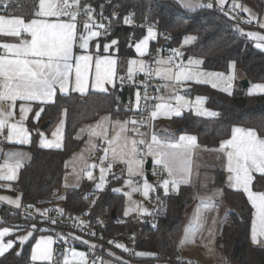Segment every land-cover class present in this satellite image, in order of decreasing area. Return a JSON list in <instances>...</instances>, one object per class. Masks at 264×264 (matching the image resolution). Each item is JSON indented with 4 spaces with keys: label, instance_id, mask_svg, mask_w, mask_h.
<instances>
[{
    "label": "trees",
    "instance_id": "16d2710c",
    "mask_svg": "<svg viewBox=\"0 0 264 264\" xmlns=\"http://www.w3.org/2000/svg\"><path fill=\"white\" fill-rule=\"evenodd\" d=\"M20 1H24V5L17 9L15 14L23 15L26 19L32 18L37 0ZM240 1H252L260 11L264 9V0ZM115 3L119 7L117 21L125 23V19H130V24L142 26L137 28L117 26L112 29L110 35L103 38V40L118 38L120 74L124 73L128 61L136 56L135 44L143 37L148 27L154 26L160 32L172 33L171 46L174 48L182 45L186 35L194 34L195 41L184 47L185 56L203 58V68L228 72L234 62L250 81L264 82V51L258 49L253 40L243 39L236 34L235 22L221 9L213 6L190 11L183 8L177 0H116ZM131 35L134 39L130 41ZM187 92L193 96L206 97V105L221 113L219 117L207 118L186 111L173 119L180 132L195 134L199 143L206 148H217L222 140L231 136L235 125L254 129L258 135L264 137V94L248 95L240 84L231 92H226L209 84L197 82L190 84ZM133 93V89L120 87L119 83L109 92L89 91L86 94L72 92L68 95L58 93L55 103L45 105L41 123L49 121L44 129L49 131L66 109L62 148H44L39 145L42 131L33 121L32 113L28 120L32 130V143L29 146L32 160L23 167L16 182L20 185L18 190L21 192L22 203L42 201L45 207L86 214V220L95 228V232L103 233L110 238H121L125 231L132 230L134 228L132 216L124 215L125 194L112 190L114 184L121 182L122 179L110 176L106 189L98 192L95 190L96 179L85 178L78 186H66L64 176L68 158L84 146L85 137L78 134L81 124L94 121L105 112L120 117L132 113L140 116L137 111L130 113L125 110L126 99ZM213 174L212 186L222 187L225 200L236 210L230 214L218 234L217 249L220 257L230 264H264V246L256 247L250 244L253 208L246 193L225 185V173L222 168L215 169ZM254 177L253 190L264 191V178L258 173ZM153 198L156 210L150 215L157 218V223L145 225L138 240L140 252L152 255L141 258L140 262L167 261L162 257L169 256L171 259L168 262L173 264H196L183 260L178 246L188 208L195 199V188L192 185H181L177 191H168L167 194L158 188ZM7 210L8 205H0V226H17L20 230L31 228L34 234L22 246L21 252L18 251V245L2 255L0 264H48L33 262L30 258L37 237L47 233L40 229L42 224ZM100 214L104 219L103 223ZM113 215H117V219L129 218V221L119 223L117 219H113ZM33 225L35 227H32ZM103 253L102 249L101 255ZM158 253L161 254L160 258L155 257Z\"/></svg>",
    "mask_w": 264,
    "mask_h": 264
},
{
    "label": "snow or ice",
    "instance_id": "6c2138e0",
    "mask_svg": "<svg viewBox=\"0 0 264 264\" xmlns=\"http://www.w3.org/2000/svg\"><path fill=\"white\" fill-rule=\"evenodd\" d=\"M221 8L227 4V0H218ZM182 4L185 8L195 10V7H206L212 8L214 5L212 3L208 4H196L193 5L190 2H185L182 0ZM9 4L7 0H0V8L7 9ZM75 8V11L72 9ZM232 9H239L241 12L249 13V19L245 22L252 23L253 17L251 10L244 5L233 0ZM83 12L84 15L88 16V21L85 22L84 28L88 32V36H79L81 41L80 47L82 49H87L89 40L92 37L99 36V31H92L93 27L104 28L103 24L95 25L93 23V12L94 9L91 5H84L81 7V0H39V10L35 12V17L30 21H25L22 17L16 16H5L0 15V36L16 37L20 38L24 35L30 36V39H21L19 43H7L0 42V103L7 104V110L0 109V135H3L5 129H7L6 140L9 142H16L19 144L29 143V132L24 126V121L27 118L29 112H31L30 107L24 106L23 103L19 106L20 119L17 122H11L12 118L16 115L17 102H30L36 101L43 104L55 103V96L57 92L66 93L69 90L70 85V74L73 70V45L77 39V19L78 16ZM225 15H230V13H225ZM67 16L69 19L67 22L62 21L60 18ZM48 17H56V21L53 22ZM236 19L235 16L231 17ZM130 19H125V23H130ZM264 28V24L260 25ZM243 34V33H242ZM247 35L259 42L256 43L257 48L264 49V36L247 33ZM156 32L152 29H148L147 36L138 44L135 45L136 51L141 55H145V49L147 48L148 41L150 39H155ZM195 37H185L184 43L188 44ZM118 41H111L112 45L117 44ZM107 50V47H106ZM175 51V50H174ZM176 56H180L181 53L175 52ZM93 58L90 55H80L75 57V91L84 93L88 90V74L92 65ZM136 60L130 61L131 65H137ZM158 64L171 63V61H157ZM200 63V61H196ZM116 64L115 59L104 58L103 60L97 59L95 61V82L91 87L98 89L101 92H107V88L104 87L106 84H113L116 77ZM234 67V65H233ZM176 71L173 72L172 68L157 69L156 75L161 78L173 79L177 82L189 81L193 79V74L181 68L179 64L175 65ZM139 71H144L143 61L139 62ZM133 73V68L128 69V78H131ZM151 75V72L147 73ZM170 74V75H169ZM207 77H219L222 74L217 73H204L198 74ZM123 79V78H121ZM229 80L232 77L228 78ZM198 83L211 82L210 80H200L197 79ZM216 83H212V87H216ZM255 89L260 92H264V85H255ZM228 91V89H223ZM146 98V97H145ZM177 107L173 108L171 105L158 104L156 105L155 111L151 112V118L155 119L159 115L160 109H167L171 111L174 115H181L180 109L184 107V97L177 96ZM141 100L140 93H136V107L139 109V102ZM198 104L203 103L201 97L196 98ZM43 111V109H40ZM198 115H208L216 116L217 113L204 110L203 112L197 111ZM36 118H39L40 112L36 114ZM66 115V110H65ZM107 119V118H106ZM132 123L137 124L135 120L126 121L121 124V131H127L126 124ZM63 126V121L61 122V128ZM97 128L100 127L98 124ZM61 128L57 129V132L53 133L57 137L55 142L44 141L42 139L41 146L43 147H56L60 148L61 143L59 142L61 137ZM135 130V129H134ZM96 133L94 132L93 135ZM119 135L111 140H108V145L114 143V141L119 140ZM152 144L158 147L154 150L152 144L148 145V155H154L157 157L156 163L162 165L164 170L167 171L169 177H173L175 172L185 171L187 165L185 164L184 155L176 151H170L174 149L184 148L189 149L195 145L196 137L194 136H180L179 141L176 143L164 142L158 139L157 134L153 132L151 136ZM145 144L146 141H137L133 139L131 144L133 148L131 150V155L134 157L137 150L135 145ZM221 150H226L227 157V171L232 174L229 176V181L231 186L236 190L242 189L248 195L249 201L252 203L253 207L256 208V214L259 219V231L257 230L256 223L254 221L252 228V240L254 243H259V237H264V193H255L251 190V184L255 179L253 173H258L261 178H264V139H261L255 130L243 128L233 129V134L231 139L225 140L221 143ZM109 148H105V156L101 158V163L107 159V153ZM113 160L120 158L121 162L128 165L129 173L133 172V165L142 167V160L135 159H123V154L118 157L115 148H111ZM10 157H21L22 153H9ZM111 164H108V169H111ZM2 167L9 170V174L6 176H0V179L15 180L16 179V169L20 167V161L17 160L15 164L5 163ZM86 167H88L86 165ZM91 167H96L92 165ZM101 183L96 185L97 190H103L104 187V172L105 168L101 167ZM87 177L92 180V171H87ZM183 180V177H181ZM130 183V182H129ZM171 183L172 186H176L178 181L176 179L168 180L164 179L162 181L161 187L164 188L165 194H167L168 186ZM153 185L145 181L143 186V195L145 197L149 196V192L153 191ZM114 192H119L120 189H113ZM133 191H139V189H133ZM125 195H129L126 193ZM0 200H8V203L15 204L16 207H20L18 200H9L6 197H0ZM31 207V206H30ZM207 207V205H205ZM61 214L63 210H59ZM147 212V209H144ZM127 215V212L125 213ZM43 215V213H42ZM56 223V221H52ZM82 223V222H81ZM32 227H35L34 225ZM187 233V230H186ZM10 234L9 229L4 228L0 230V256L4 255L5 252L14 247L12 241L3 242V238ZM95 235V233H92ZM32 235L28 232L27 235L20 237V243L23 244ZM187 238V235H186ZM87 243V241H84ZM52 243L51 238L43 241L44 249H41V244L36 245V250L33 251L32 260H51V252L48 245ZM109 243H112L109 241ZM92 247H95L93 245ZM115 247L121 248L124 251L128 249L122 244H115ZM19 254V253H17ZM111 255V253H110ZM136 255H152L151 253H136ZM73 256H79L81 264H85V254L75 253ZM64 264H69L67 259L64 260Z\"/></svg>",
    "mask_w": 264,
    "mask_h": 264
},
{
    "label": "crops",
    "instance_id": "0c3cea01",
    "mask_svg": "<svg viewBox=\"0 0 264 264\" xmlns=\"http://www.w3.org/2000/svg\"><path fill=\"white\" fill-rule=\"evenodd\" d=\"M177 1L180 3V5L183 8H185L182 4V0H177ZM214 1L217 4H219L218 0H214ZM230 1H232V0H227V3ZM185 2H190L193 5L204 4L203 0H185ZM237 2L244 5V6H245V4H247L246 7L251 10L253 17H257V19L252 20V23H249L248 33H254V34L264 36V28L260 27L261 24H264V9L261 11L257 10V9L255 10L254 8L256 5L253 4L252 1L241 2L240 0H237ZM199 8H201V7H195V10H197ZM185 9L190 10V11H194V10H191L189 8H185ZM38 10H39V2L37 0L36 11H38ZM2 15L22 17L23 19H25V21H30L31 19L36 18L34 15L32 18L26 19L23 15L15 14V13L14 14H2ZM244 15H245L246 19L248 20L249 14L247 12H244ZM46 19H49V20L55 22L57 18L56 17H48ZM60 19L64 22H67L66 20H63L62 17ZM149 28H152L156 32V37H155V39H150L148 41L147 48L145 49V55L141 56L136 51V48H135L136 56L131 58L128 61L127 68L125 69L124 73L120 74L119 58L117 55L118 43L115 45L111 44V41H113V40L118 41V38H113L111 40H103L102 37H98V36L92 37L89 40L88 48L82 49L80 47L81 41L79 40V36L83 35V36L87 37L88 32L84 29H81L80 25L77 24V39L73 45V57H74V59H73V61H71V63L73 64V70H72V73L70 74L69 90L66 93H61V94L68 95L72 92H77V91H75V57H77V56L90 55L93 58L92 65H91V68H90V71L88 74L89 88L84 93L78 92L80 94H86L89 91L101 92L98 89L91 87V85L95 82V61L97 59L103 60L104 58H110V59H115L117 61V64L115 66L116 67V77L114 79V83L104 85V87H106L108 89L107 92H109L111 89H113L117 85L121 76L128 75V69L130 67H134V65L130 64V61H132V60H136L137 62L143 61L144 66H145L146 59H147L148 54L151 50L152 44L154 43V41L156 40V38L158 36L157 28L154 26H151V27H148L146 29L145 34L143 35V37H141L140 40H143L147 36ZM92 31H96V30L92 29ZM21 39H30V36L24 35L20 38L0 36V42H7V43H19L21 41ZM248 39L253 40L254 45H256V43L259 42L257 40L250 38V37ZM106 47H107V50H106ZM258 49H261V48H258ZM261 50L264 51V49H261ZM164 57H167V56H160L157 61H163V60L165 61L166 59ZM188 58L189 57H187V59ZM167 59L169 61L168 57H167ZM164 64L166 65V63H164ZM161 65L162 64L157 63V69ZM167 65L171 66L170 63H167ZM137 66L139 67V63H137ZM137 66H136V68H138ZM236 71H237V74H236L235 79H234V85H233L231 90H228L226 92H231L234 88H236L237 84H240L239 81L241 79L248 78L241 69L237 68ZM159 78L163 83V90H162V93L159 97V104L171 105V107H173V108L177 107V99L176 98L179 95H176V94L174 95V93L172 91V86L169 84L171 82L167 81V78H161V77H159ZM193 82L194 81H187V83H185V86H184V88H186V90L182 91V93H179L180 96L184 97V101L182 102V103H184V107H182L180 109L181 115L186 111H192L194 114L198 115L197 114L198 110L201 112H203L204 110H207V111L215 112V113H217V115L214 117L208 116V115H199V116L207 117V118L219 117L221 115L220 111L212 109L206 105V97L201 96V95H194L193 96L187 92L188 87ZM249 82H250L249 86L247 88H245L248 95L264 94V92H260L258 89L254 88L255 85H264V82L254 83L250 80H249ZM218 89H220V88H218ZM220 90H223V89H220ZM58 93H60V92L58 91L57 94ZM197 97H201L203 99V103L198 104L196 102ZM21 103H23L24 106L31 108V112L28 113L27 118L24 121V126L28 129V132H29V143L19 144V143H16L14 141L13 142L7 141L6 140L7 129H5L3 135H0V176H6L9 174V170L7 168L2 167L3 165H5L6 162L9 164H15V162L17 160L20 161V167L16 169V179L15 180L0 179V197H6L9 200H12V197H15V193L17 192V188L15 187V183L18 181L21 170L23 169V167L26 164H28L32 160V152L29 149V146L32 143V130L28 125V120H29L31 114L32 113L34 114L33 121L36 123L37 128L42 131L41 136L39 138V145L40 146H41L42 139L44 141H51V142L56 141L57 137H55L53 135V133L57 132L58 128H61V122L62 121H63V126L61 128V133L59 134L61 137V139L59 141L61 143L60 148H62L63 144H64V134H65L66 118H67V111H66V115H65L66 109L63 110L61 118L56 123V125L54 127H52L49 131L43 133L44 130L41 129V125L43 124V123H41V116H42V113L44 111V107L46 104L36 102V101H30V102H19L18 101L17 102L16 115L12 118L11 122L19 121V119H20L19 106ZM0 109L7 110V108H1V107H0ZM40 109H43V111H40ZM155 110H157V109H155ZM38 111L40 112V115H39V118L37 119L35 114ZM175 116L176 115H174L171 111H169L167 109H160L158 117L155 119H152L153 127L151 128V130L149 132H147L145 129L142 128V124L144 123V121L141 119L140 116H138L136 114L132 113V114H129L125 117H120V116H113L111 113L105 112L102 115H100V117L98 119H96L94 121H87V122L82 123L80 128H79L78 134L80 137L81 136L85 137L86 143L88 141H91L92 139H94V141H97V140L100 141V143L104 144L106 148L108 147L109 148L108 158H111V159L113 158L111 148H115L117 151V154L118 153L128 154L127 149H128L129 144L131 143V141L133 139H135L137 141H140V140L147 141V149H148V145L152 144L151 136H152L153 132H155L157 134L158 139H160L161 141L172 142V143L178 142L180 136H194V137H196L195 145L189 149H184V148H179V149H174V150L169 149L170 151H176V152L184 155V160H185V164L187 165V169L185 171H182V172L181 171L175 172L173 177H169V175H167L165 178L168 180L176 179L178 181V184L175 187L172 186L170 183L168 186V191H177L178 187L181 185H192L195 188V199L187 211V217H186V221H185V225H187L186 230H187L189 225L194 227V224L196 222H197V224L195 225L196 227L193 228L194 234L190 240V244H189V246L187 245L188 247L185 250L187 255L184 254L185 252H184L183 245H182L183 232L186 233V230H184L185 228H183V232H182V235L180 237L179 244H178L179 251H180V257L183 260L195 262L196 264H198V263L199 264H230L227 261H225L224 258L220 257V255H219V252L217 249V237L221 231L223 224L229 219L230 214L236 210H235L234 206H232L230 203H228L225 200L224 194H223V188L220 186H212V183H214L213 171L217 168H223V171L225 173V176H224L225 185L230 187V188H233L231 186V182L228 179L229 178L228 176L230 175V173L227 171L226 150H221V143L225 140L231 139L233 131H232L231 136L222 140L220 145L217 148L208 149L204 145L199 143L198 138L195 134L180 132L179 127L175 126L173 123V119ZM132 120H135L138 123L135 125L132 123H127L126 124L127 131H121V124H123L126 121H132ZM98 124L100 125L99 128L96 127ZM235 128H243L245 130L251 129V128H246V127L241 126V125H235L233 129H235ZM252 130H254V129H252ZM94 132L96 133L95 135H93ZM126 132L128 133V135L131 138L124 137ZM117 135H119V137H120L119 140L114 141V143L111 145V147H109L108 140L113 139ZM257 135H258V133H257ZM258 136L261 139H264V137H262L260 135H258ZM125 144H127V145H125ZM41 147H43V146H41ZM135 147H136V150L138 151V149H139L138 143L135 145ZM157 147H158L157 145L152 144V148L154 150ZM44 148H49V147H44ZM51 148H56V147H51ZM83 148L84 147H82L81 150ZM132 148H133V145H132ZM76 152H78V151H76ZM76 152H74V153H76ZM202 152L203 153L207 152L206 158L204 157V154L202 155V157L200 156V153H202ZM9 153H22L23 156H21V157H10ZM135 156L138 157L137 152H136ZM149 158H152L153 163L156 164V159H157L156 156L147 154V161ZM200 158L203 159V162L205 161L202 164V166H204V167L201 170L202 172L195 176V173L198 171V169L196 168V161H197V159H200ZM136 160L137 161L142 160L143 165H142V167H138L137 165L134 164V166H136L137 170H136V172H134L132 174L133 176L135 174H141L143 169L146 167V163H147V161L145 163V160H143L140 157L136 158ZM119 161H121V160H115V162H117L118 164L120 163ZM108 162L112 163L111 160H108ZM121 163L123 164V162H121ZM139 169H141V172L139 171ZM255 174H257V173L254 172L253 175L255 176ZM181 177H183V180H181ZM128 180H129L128 182H130L129 187L131 186L134 189L139 184L133 179V177L129 176ZM121 181H124V179L122 178ZM132 184H133V186H132ZM161 184H162V181H160L159 183H157V185H155L153 187L154 190L151 191V198H150V201L148 202V204L144 205V200L141 198L142 196L138 195L136 210H132L130 208V210H127V215H126L125 214L126 210L124 209V215L126 217L127 216L133 217V216H137V215H150V214H152L156 210L155 206H154L155 203H154V198H153L154 193L158 190V188H161L163 193H165V190L163 187H161ZM139 186H142V187H140L139 191L142 190L141 192H143L144 183L139 185ZM233 189H235V188H233ZM240 190H242V189H240ZM251 190L255 193H264V191H262V192L254 191L252 188V184H251ZM168 191H167V193H168ZM246 195H247V193H246ZM125 197H126V201H127V196L125 195ZM247 197H248V195H247ZM216 200L218 202H216ZM0 203H4L5 205H8V206H12V205L15 206V204L8 203V200H0ZM20 203L22 204V200ZM213 203H215V204H213ZM125 205H126V203H125ZM205 205H207V207H205ZM215 205L217 206V208L215 207ZM251 206L253 208V212H252V224H251V230H250V244L252 246H256V247H258V246L262 247V246H264V237L258 236V240L260 241L259 243H254L252 240V228H253L254 221L256 223V227H257L258 231H259L260 225H259V219H258L257 214H256V208L253 207L252 203H251ZM131 207H133V205ZM144 209H147V212H145ZM150 216H152V215H150ZM205 224H207V225H205ZM4 228L9 229L10 234L3 238V242L6 243L9 240L12 241L13 245H14L13 248H15L16 246L19 245L18 246L19 252H21L22 246L24 244H26L34 234L33 229L20 230V228L17 226H11V225L0 226V230H3ZM28 232H31L32 235L28 238V240L26 242L21 244L19 238L24 236V235H27ZM201 233H214V235H213L214 252H213L212 257L211 258L209 257V259H207V260L204 256V252H205L204 241L200 239V237H203L201 235ZM48 238H51V240H52V243L50 245H48V248H49V250L51 252V256H52L53 249H54L53 238L49 233H42L37 237L36 242L34 243V245L32 247V251H31V255H30L31 260H32L33 251L36 250V245L38 243L41 244V249L39 251H43L44 246H45L43 244V241H46ZM119 240H120L119 243H122L121 242L122 237L119 238ZM87 243H89V241ZM12 249L7 250L5 253H7L8 251H10ZM103 250H104L103 254L105 256H107V254L113 253V254H116L117 257L119 256V258L121 259V253L118 250L108 248L107 246L104 247ZM200 250H203V254H200L199 259L194 257L192 254L188 253V252L200 251ZM139 253H142V252H139ZM149 256L151 257V255H144V256H141V258L149 257ZM100 260H101V258H100ZM49 261L50 260L38 259V260H35L33 262H37V263H46L47 262V263H49ZM140 264H173V263L168 262V261H158L157 260L155 262H152L150 260H147V261L140 262Z\"/></svg>",
    "mask_w": 264,
    "mask_h": 264
},
{
    "label": "built area",
    "instance_id": "2783aa9c",
    "mask_svg": "<svg viewBox=\"0 0 264 264\" xmlns=\"http://www.w3.org/2000/svg\"><path fill=\"white\" fill-rule=\"evenodd\" d=\"M116 0H81V7L84 5H91L94 9L93 12V23L95 25L103 24L104 28L93 27L92 29L99 31L100 35L98 37H107L112 32V29L117 26H130L137 28L140 25L122 23L117 21L119 16V7L115 3ZM9 7L7 9L0 8V14H14L17 9H20L24 5V1L20 0H7ZM204 4L212 3L215 7L221 9L224 13H230L227 15L232 21L236 24V34H238L243 39H248L249 36L248 28L249 23L247 21L244 12H241L239 9L233 10L232 3L233 0L228 2L223 8L217 4L214 0H203ZM76 9L73 8L72 11ZM235 16L236 19L231 17ZM63 20L68 21V17H62ZM88 21V16L84 15L83 12L78 16L77 24L80 25L81 29H84L85 22ZM142 27V26H140ZM145 27V26H143ZM146 28V27H145ZM158 36L151 47V50L146 59L144 66V71L141 72L136 68L133 72V76L128 78V75L121 76L119 79L120 87H128L133 89V94H130L126 99L125 110L127 112H139L141 119L144 121L142 128L147 132L153 127V121L151 118V112L156 109V105L159 104V97L163 90V83L160 78L155 74L157 70V60L160 56H167L170 65L175 66L178 62L182 60L181 56H176V48L171 46L172 33L160 32L157 28ZM243 33V34H242ZM133 36H129V40H133ZM175 50V51H174ZM151 72V75L147 73ZM123 78V79H121ZM139 92L141 100L139 102V109L136 107V93ZM146 97V98H145ZM1 108H7V104L0 103ZM138 157L147 161V141L145 144L138 143ZM148 170L146 167L143 169L141 174H135L133 179L139 183L143 184L144 180L147 179L146 175ZM150 173L153 176V181L160 182L164 179L168 173L164 170L162 165L152 164ZM17 189L20 188L18 183L15 184ZM216 202H218L216 200ZM4 205V203H0ZM31 206V207H30ZM48 208V210H46ZM60 208L52 209L50 207H45L42 201H37L35 203H22L20 207L13 208L8 206L7 212L19 213L22 217L26 219H31L32 221H39L42 224L40 228L42 231L49 233L53 238V254L52 258L48 264H62V256L64 252L69 248H74L78 246H86L88 250V260L90 262H97L101 257V250L104 247L112 248L118 250L121 253L120 264H140L141 256L136 255L139 253V234L143 227L147 224L155 225L157 223V218L150 215H137L131 218L134 228L132 230L125 231L122 234V244L128 249L124 251L115 247V244L119 243V238L107 237L103 233H96L95 228L88 224V221H84V214L74 213L72 211H63ZM43 213V215H42ZM102 223L104 219L102 214H100ZM56 223H52V221ZM119 223H128L129 218H120L117 219ZM82 222V223H81ZM92 233H95L93 235ZM84 241H96L99 245L96 248H91ZM111 241L112 243H109ZM155 257H161V254L158 253ZM167 261H170L171 257L165 256L162 257Z\"/></svg>",
    "mask_w": 264,
    "mask_h": 264
},
{
    "label": "rangeland",
    "instance_id": "374dc122",
    "mask_svg": "<svg viewBox=\"0 0 264 264\" xmlns=\"http://www.w3.org/2000/svg\"><path fill=\"white\" fill-rule=\"evenodd\" d=\"M39 2V0H38ZM254 4V3H253ZM247 6V4H245V7ZM255 10H260L259 7L256 5ZM256 12V11H255ZM252 13V12H251ZM249 14V13H248ZM253 16V15H252ZM249 18V17H248ZM195 37L194 34H189L186 35L185 37ZM184 37V39H185ZM196 38V37H195ZM142 40H139L136 44L140 43ZM194 40H192L190 43L194 42ZM188 43V44H190ZM188 44L183 43L182 45L176 47V51L181 53V58L182 60L180 62H178L177 64H179L181 66V68L186 69L188 71H190L193 74V79L189 80V81H194L196 82L197 79L200 80H210L211 82H207L206 84H209L212 86V83H216V87L220 88V89H228L231 90L233 85H234V79L235 76L237 74V67L235 65L234 62H232L231 66H230V70L228 72H219V71H212V70H207L205 68H203L202 64H203V58L198 57V56H193L190 55L189 58L187 60L184 61V57H185V49L184 47ZM136 48V47H135ZM166 60L168 61L167 57H164ZM164 61V60H163ZM196 61H200V63H196ZM139 63V62H138ZM234 65V67H233ZM137 65H134L133 68V72L135 70ZM138 67V66H137ZM139 68V67H138ZM159 69H165V68H172L173 72L176 71L175 66H169L165 64H162L161 66L158 67ZM204 73H217V74H222V76L219 77H207L204 75H198V74H204ZM170 75V74H169ZM133 76V73H132ZM232 77L231 80H229L228 78ZM167 81L171 82L169 83L172 86V91L174 93V95H179V93H182V91L186 90V88H184L185 83H187V81H183L181 80L180 82H177L173 79H167ZM215 87V88H216ZM47 132V131H43ZM124 137L127 138H131L128 133L126 132ZM96 142V143H95ZM127 145V144H125ZM84 148L81 150L79 149L78 152L73 153L70 155V157L68 158V161L66 163V170H65V185L66 186H78L81 184V182L87 177V171H92L93 173V179H96V184H95V190L100 192L106 189V187L108 186L109 183V177L112 176L115 179H124V181H121L117 184H114V186L112 187L113 189H120V193L123 194H130L126 195L127 196V201H126V205H125V210L127 212V210H130V208L132 210H136L137 208V201H138V195L142 196L141 198L144 200V205L148 204V202L150 201L151 198V191L149 192V196L145 197L143 195V192L141 191H133L134 188H132L131 186L129 187L130 183L128 182V177H133V173L136 172V166H132L133 167V172L130 174L129 170H128V165L126 163L123 162V164L121 163V161H119L120 163L118 164L117 162H115V160H113V158H108V153H107V159L104 161V163H101V158H103L105 156V152L104 149L106 148L104 144L100 143V141H94V139H92L91 141H88L87 143H84ZM108 148V147H107ZM128 154H123V159L127 160V159H135L138 158L137 156L134 155V157L131 155V150H132V144L130 143L128 146ZM207 152H202L200 153V156L202 157V155L204 154V157H207ZM121 156V153H118V157ZM108 160H111L112 163H109ZM116 160H120V158L116 159ZM205 162V161H204ZM203 159H197L196 161V168L198 169V171L195 173V176L198 175L199 173H201L202 168L204 166H202V164L204 163ZM108 164H111V169H108ZM86 165L88 167H86ZM92 165H96V167H91ZM103 167L105 168V172H104V187L103 190H97L96 185L101 183L100 181V177H101V171L100 168ZM223 169V168H222ZM139 171L141 172V169H139ZM202 175V174H201ZM232 175V174H230ZM229 175V176H230ZM228 176V177H229ZM166 178V177H165ZM164 178V179H165ZM164 179H162L161 181H163ZM147 181L149 184L153 185V187L155 185H157V181H149L148 179L144 180ZM141 184H138V186ZM133 186V184H132ZM136 186L137 189L140 190V187L142 186ZM135 188V189H136ZM21 192L17 189V192L15 193V197H12V200H18L19 203L21 202ZM133 207H131L132 205ZM215 204V203H213ZM21 205V203H20ZM57 207H59V205H56ZM13 208H17L16 206H11ZM215 207L217 208V206L215 205ZM87 219V215L84 214L83 220L86 221ZM197 222L194 224V227L189 225L187 228V233L183 232V239H182V245H183V249H184V254L187 255L186 253V249L190 244V240L193 236V231L195 228ZM207 225V224H205ZM187 225L184 226V230H186ZM31 229V228H30ZM187 235V238H186ZM201 235L203 237H200L201 240L204 241V256L207 259H209V257L211 258L214 252V248H213V235L214 233H201ZM88 242V241H87ZM87 245H89L91 248H96L99 243H97L96 241H89V243H86ZM122 244V243H119ZM93 245H95V247H92ZM123 245V244H122ZM188 245V246H187ZM121 249V248H119ZM73 252L75 253H84L85 254V264H120V258L119 256L117 257L116 254L111 253L107 254V256H105L104 254L101 255V260L97 261V262H90L88 260V250L86 249L85 246H78V247H74V248H69L65 251V253L63 254V259H62V264H64V260L67 259L69 261V264H81L80 262V257L79 256H73ZM189 254H192L194 257L199 259L200 254H203V250L200 251H192V252H188ZM189 256V255H188ZM183 257V256H182ZM199 264V263H198Z\"/></svg>",
    "mask_w": 264,
    "mask_h": 264
},
{
    "label": "water",
    "instance_id": "95a60500",
    "mask_svg": "<svg viewBox=\"0 0 264 264\" xmlns=\"http://www.w3.org/2000/svg\"><path fill=\"white\" fill-rule=\"evenodd\" d=\"M185 60H187V57L186 56L184 57V61ZM239 82H240V84H241V86H242L243 89L247 88L249 86V84H250L248 78H243ZM48 124H49V121L44 122L41 125V129L44 130ZM152 164H153V160H152V158H149L148 161H147V163H146V169L148 170V173H147L146 177H147V179L149 181H153V176L150 173V170L152 168ZM113 214H115V210L113 211ZM117 218H118L117 215H113V219L116 220Z\"/></svg>",
    "mask_w": 264,
    "mask_h": 264
}]
</instances>
